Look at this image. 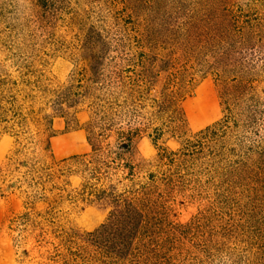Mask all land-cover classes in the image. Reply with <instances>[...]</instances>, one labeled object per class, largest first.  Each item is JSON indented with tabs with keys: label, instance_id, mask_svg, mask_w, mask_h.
Listing matches in <instances>:
<instances>
[{
	"label": "rangeland",
	"instance_id": "1",
	"mask_svg": "<svg viewBox=\"0 0 264 264\" xmlns=\"http://www.w3.org/2000/svg\"><path fill=\"white\" fill-rule=\"evenodd\" d=\"M68 7L45 30L30 0H0V264H99L91 234L129 203L138 244L173 264H264V0ZM228 111L254 142L239 155L260 169L252 193L228 153L179 157ZM32 161L51 170L34 200Z\"/></svg>",
	"mask_w": 264,
	"mask_h": 264
},
{
	"label": "trees",
	"instance_id": "2",
	"mask_svg": "<svg viewBox=\"0 0 264 264\" xmlns=\"http://www.w3.org/2000/svg\"><path fill=\"white\" fill-rule=\"evenodd\" d=\"M30 3L32 7L31 17L34 19L32 23L37 24L41 29L48 30L52 28L54 22L60 20L62 12L68 11L70 0H30ZM83 13L85 14V11H83ZM80 25L81 23H79V26ZM3 115V108L0 103V123L5 122L2 121ZM13 118L17 119V122L20 121L18 124H22L26 121L27 116H22L21 113H14ZM52 120L53 118L49 121V130H51ZM47 130L48 129H46V131ZM71 130L75 131L74 128H71ZM247 133L248 131L244 129V125L240 121H237L231 111H228V114H226L220 122L200 131L196 135L195 142L186 141L182 145L179 157H189L199 161L214 155L218 162V166L221 164L220 160H222L227 153L241 160L239 155L250 152L251 148L249 149L248 145L254 144ZM54 137H56L54 134L48 135L49 139ZM28 144V142H24V144L23 142H18L16 144L18 148L15 150L14 155L17 153L22 154L26 151L28 149ZM90 146H92L91 143ZM215 149H218L216 154L214 153ZM171 155L173 159H171L170 162L173 164L178 155L176 153H171ZM158 158L162 161L163 156L158 155ZM240 160L238 163H234V165L236 167L242 166L245 170H240L243 174L237 172L239 170H232L236 175L235 179L239 180V182L234 181L233 185L234 187L238 185L236 188L244 189L245 192L252 193L255 187L262 184L258 175L255 173V170L260 171V169L255 166L254 163L249 166L243 165ZM29 165L27 175L30 177V183H28L27 186L31 191L30 195H28V199L31 198L34 200L36 197L33 196L34 198H32V195L37 194L39 187H41L40 182H42V177H44V174L50 177L51 170H49V168H41L33 161ZM207 184L208 183H206V185ZM129 204L130 205L126 209L127 212L125 211L126 213L123 211L112 214L106 226H102L101 229L91 234L89 245L94 249V252L99 255V259H97L99 264H173L167 253L161 251V247L155 245V243L150 242V244L144 245L140 242L138 244L137 236L139 235L140 228L143 226V217L137 208L131 206V203ZM18 219L20 222H30V215L26 213ZM117 224L119 225V230H116L113 236L112 234H108L107 230H109V227ZM107 235L110 237L107 238ZM73 263L88 264L84 261V258L78 256L73 259Z\"/></svg>",
	"mask_w": 264,
	"mask_h": 264
}]
</instances>
